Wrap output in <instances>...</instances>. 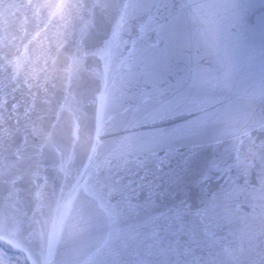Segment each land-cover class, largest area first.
<instances>
[{
    "label": "water",
    "instance_id": "1",
    "mask_svg": "<svg viewBox=\"0 0 264 264\" xmlns=\"http://www.w3.org/2000/svg\"><path fill=\"white\" fill-rule=\"evenodd\" d=\"M48 2L72 7L37 10L39 15L33 17L24 7L27 0H0V49H11L12 63L19 73L18 81L5 80L6 86L0 85V179L13 178L18 169L27 167L28 156H35L41 144L49 159H57L55 172L60 177L66 172L75 176L79 159H83L90 172L79 189L73 193L68 187L64 200H60L58 190L61 204L71 193L69 215L92 175L106 172L119 160L125 151L121 143L125 137L158 134L157 142L171 143L180 153H187L198 140L190 131L191 122L198 116L220 112L259 119L264 114V0H149L155 5L158 23L139 17L126 20L116 42L104 49L105 59L84 53L103 43L110 26L115 30L113 17L119 19L115 7L119 0H96L113 5L106 10H93L94 0ZM78 3L85 7L76 8ZM160 24L168 26L167 31L161 32ZM14 33L26 37L23 45ZM73 41L83 48L80 55H76L75 45L71 54L64 51ZM17 47L20 56L15 54ZM105 60L109 64L107 84ZM83 65L89 67L82 74ZM41 69H47L49 84L57 78L54 95L35 86L43 75ZM75 81H80L81 87H74ZM97 85L99 91L95 90ZM83 96L88 97L86 105ZM152 116L155 119L147 123L130 126L134 119ZM84 117L89 118L90 141L82 124ZM97 117L100 126L108 129L99 137L95 131ZM259 135V131L254 134ZM232 143L233 139L225 135L215 149V155H222L232 165L231 170L214 173L203 188L194 184L214 158L212 148L201 150L187 169L181 168L178 154L160 164L156 156L165 155L163 147L156 148V156L140 154L147 169L133 170L125 182L131 184L147 175L151 183L145 182L143 189L134 184L136 194H126L125 215L118 226L136 229L135 239L129 241L135 251L125 256L126 264L146 253L153 242L168 253L173 264L177 258L186 259L188 264L201 260L203 264L210 258L209 252L215 264H227L230 258L225 249L239 254L242 248L243 264H259L255 251L249 252V235L255 233L257 237L251 242L255 249L262 229L259 170L242 171L243 157L238 166L236 154L225 152ZM47 170L50 165L41 164L42 178ZM80 171L83 174V169ZM39 182L43 184V179ZM60 183L65 182L61 179ZM8 187L6 182L0 183V196L7 195ZM23 187L21 184L20 191ZM43 211L51 231L57 218L56 202L50 209L46 204ZM103 231L102 226H92L75 243H58L51 259L56 260L57 253L68 259L73 249H80L81 259L87 260L96 251ZM209 239L216 244L210 250ZM184 248H191L192 254L178 257Z\"/></svg>",
    "mask_w": 264,
    "mask_h": 264
},
{
    "label": "snow or ice",
    "instance_id": "2",
    "mask_svg": "<svg viewBox=\"0 0 264 264\" xmlns=\"http://www.w3.org/2000/svg\"><path fill=\"white\" fill-rule=\"evenodd\" d=\"M24 7L28 11H32L33 17H35L39 15L37 10L60 9L72 6L49 3L48 0H35V2L34 0H27V3H24ZM84 7L83 3L76 5L78 9H83ZM98 7L106 10L113 7V5L107 2L98 3L94 0L91 8L95 10ZM115 7L119 13V19L116 16L113 17L115 30H112L110 26L103 43L93 50H87L84 53L85 55L90 54L93 57L100 55L102 59H105L103 56L104 49L116 42L121 26L126 20L131 21L139 17L158 23V17L153 12L155 5L150 3L149 0H119ZM183 7H186V5H182ZM158 11L157 9L156 12L158 13ZM33 22L35 21L33 20ZM173 22H175V18ZM167 27L164 24L159 25L161 32L167 31ZM14 35L20 39L21 45H23L26 37H21L16 33ZM85 41L86 39H83V48H85ZM119 43L123 44L124 42L121 40ZM73 45L76 46V55H80L83 48L76 44L75 41L68 48H65L64 51L71 54ZM5 46L7 47V41H5ZM13 46H15L14 42ZM117 51H119L118 46ZM15 54L20 56L19 47L16 48ZM129 56H133V53H129ZM87 67L89 65L82 66V74ZM41 72L43 75L36 80L37 84L35 86L42 91H51L54 95L58 87L57 78H53L49 84L47 69H41ZM108 72L109 64L105 60L104 74L106 84ZM18 78L19 73L16 66L12 63L11 49L9 48L7 51L0 49V85L6 86L4 85L5 80L18 81ZM41 80L44 81V84H41ZM73 86L79 88L81 87V82L75 81ZM29 87L31 90V86ZM95 90L99 91L98 85ZM61 92H63V88H61ZM82 98L86 105L88 97L83 96ZM148 119H155V117L152 116L143 120L134 119L130 122V126L147 123ZM126 123L129 122L126 121ZM82 124L86 127L90 141L91 127L89 118L84 117ZM107 130L100 126L99 117H97L96 136L99 137L102 131ZM190 131L198 140L193 141L187 153H180L179 148L171 143L157 142L159 139L158 134L138 133L125 137L121 141L125 145V151L120 154L119 160L114 165H111L106 172L101 171L99 174L92 175L88 184L85 185V192L81 194L79 200L76 201L75 207L71 209V215H69V206L72 202L71 193L69 194L70 198L61 204L57 201L58 190L60 200H64L66 189L71 187L72 192H76L83 177L89 175L90 169L85 167L83 159H79V167L75 169V176L66 172L64 177H60L55 172L57 159H49L45 153L44 145L41 144L35 156H28L30 164L27 167L18 169L17 175L13 178L6 181L0 179V183L6 182L9 185L7 195L0 196V243H4L19 253L14 261L7 253L0 252V264H16V261L19 264H126L125 256L135 251L134 244L129 243V241L135 239L133 233L136 232V229L135 227L121 229L118 225L125 215L124 201L126 194L130 193L134 196L137 192V188L132 185L138 183L140 188L143 189L145 182H149L147 175L137 181H132L131 184L125 182L126 175L133 170L138 172L141 169H147L148 165L144 159H141L140 154L156 156V148L163 147L165 155L163 157L156 156L160 164H163L165 160L171 159L174 154H178L182 158L181 168L187 169L192 159L201 150L206 147L212 148L214 150V158L194 184L196 187L203 188L207 182L211 181L214 173L226 174L231 170L232 165L222 155H215L218 142L225 135L233 139L231 148L226 149L225 152L229 154L234 152L236 154L238 166L241 157H243L242 171L248 172L253 168L259 170L262 229L258 238L260 243L255 249L251 247V242L255 241L257 237L255 233L249 235V252L254 250L255 255L259 257V264H264V114L259 119H256L249 116L234 117L230 113H205V115L198 116L196 120L191 122ZM257 131L260 133L258 137L254 136ZM45 135L48 140L52 141L49 133ZM257 139L259 143H257ZM25 143H27L26 139ZM93 151H95V147H93ZM53 153L55 154L54 151ZM132 157H135V159H132ZM44 163L50 165V170H47L46 177L42 178L40 175L41 164ZM63 167V159L61 158L60 168L63 169ZM80 169H83V174H81ZM41 179H43V184L39 182ZM61 179L64 180V184L60 183ZM33 181H36L34 187L32 186ZM21 184L25 185L22 191H20ZM89 185L91 186L89 187ZM112 201H115V203ZM52 202H56L57 205V218L52 223L51 231H49V219L44 218L43 208L47 204L50 209ZM183 203L181 201V207ZM33 206L36 208L35 212H32ZM97 225L102 226L104 231L99 235V242L95 245L96 251L87 260L81 259L82 251L80 249H73V255L68 259L62 258L60 253H57L58 258L56 260L53 261L51 259L53 249L58 243L64 246L69 242L75 243L82 238L90 227ZM61 230L63 231L62 236ZM149 239H153V237L150 236ZM208 244L209 250L216 246L212 239H209ZM191 254V248H184L178 253V257H187ZM225 255L230 258L227 264H243L244 248L239 251V254L236 251L225 249ZM209 256L210 258L205 260L203 264H215V261L211 259V252H209ZM149 257H160L161 259L153 261L148 259ZM127 264H173V261L167 252L162 248L158 249L153 242L148 246L146 253L137 255L128 261ZM175 264H188V261L177 258ZM192 264H201V260H193ZM252 264H256V262L253 261Z\"/></svg>",
    "mask_w": 264,
    "mask_h": 264
},
{
    "label": "rangeland",
    "instance_id": "3",
    "mask_svg": "<svg viewBox=\"0 0 264 264\" xmlns=\"http://www.w3.org/2000/svg\"><path fill=\"white\" fill-rule=\"evenodd\" d=\"M0 252L7 253V255L9 257H11L14 261H15V258L19 255V253H17L16 251L12 250L11 248H9L4 243H0ZM16 264H19V262L16 261Z\"/></svg>",
    "mask_w": 264,
    "mask_h": 264
}]
</instances>
